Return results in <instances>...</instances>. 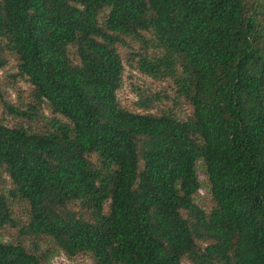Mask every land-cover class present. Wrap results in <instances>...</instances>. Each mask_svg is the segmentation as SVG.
Listing matches in <instances>:
<instances>
[{
	"label": "trees",
	"instance_id": "trees-1",
	"mask_svg": "<svg viewBox=\"0 0 264 264\" xmlns=\"http://www.w3.org/2000/svg\"><path fill=\"white\" fill-rule=\"evenodd\" d=\"M11 60L30 99L0 115V264H264V0H0ZM125 61L190 114L122 107Z\"/></svg>",
	"mask_w": 264,
	"mask_h": 264
},
{
	"label": "rangeland",
	"instance_id": "rangeland-1",
	"mask_svg": "<svg viewBox=\"0 0 264 264\" xmlns=\"http://www.w3.org/2000/svg\"><path fill=\"white\" fill-rule=\"evenodd\" d=\"M139 47V45L137 46ZM127 49H122L123 53L128 52ZM129 54L126 55V58ZM18 68L15 60H11L8 65L0 69V115L4 117L5 123L13 125L15 123L24 122L21 118L9 114L4 108L3 102H9L15 106L24 107L29 102L30 85L17 76ZM133 89H139V93L145 97L152 98L155 108L151 112L157 113L159 110L174 109L181 118H186L190 114V106L188 103L178 97L176 85L169 80H155L146 77L139 72L132 70L125 61V73L123 77V84L118 91V100L122 107L131 111L141 112L137 107L139 96L133 92ZM50 115V111H45ZM198 175L202 182V188L197 195V203L205 210H210L212 207L210 191L207 186V175L205 173L204 164H198ZM14 213L17 221L24 224L27 219V209L24 204L16 205ZM20 227V226H19ZM17 228L6 227L0 230V239L4 242L14 241L17 235ZM14 237V238H13ZM28 247H33L31 239H27ZM37 247L42 252L53 253L52 247L46 241H38ZM49 264H93L90 256L82 255L77 258H69L64 253L58 251L52 254L49 259Z\"/></svg>",
	"mask_w": 264,
	"mask_h": 264
}]
</instances>
